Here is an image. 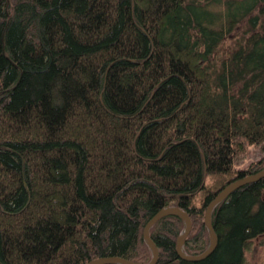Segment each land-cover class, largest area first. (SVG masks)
I'll list each match as a JSON object with an SVG mask.
<instances>
[{
  "label": "trees",
  "instance_id": "16d2710c",
  "mask_svg": "<svg viewBox=\"0 0 264 264\" xmlns=\"http://www.w3.org/2000/svg\"><path fill=\"white\" fill-rule=\"evenodd\" d=\"M263 170L264 0H0V264H147L168 206L199 256L210 202ZM212 223L191 263L161 219L157 264H251L264 178Z\"/></svg>",
  "mask_w": 264,
  "mask_h": 264
},
{
  "label": "water",
  "instance_id": "95a60500",
  "mask_svg": "<svg viewBox=\"0 0 264 264\" xmlns=\"http://www.w3.org/2000/svg\"><path fill=\"white\" fill-rule=\"evenodd\" d=\"M264 178V170L260 173L252 176H248L245 178H242L240 180L235 181L234 183L230 184L228 187H226L223 191H221L218 195H216V198L212 200L207 208L206 215H205V224L207 226L209 236H210V242L208 245L207 250L199 255V256H190L189 254L185 252V244L188 236L190 235L192 231V221L183 210H181L179 207L176 206H168L163 208L161 211H159L144 227V240L146 244L148 245L149 249L152 252V259L147 264H157L160 258L159 249L156 245V243L151 238V230L152 228L163 218L168 216H175L180 218L183 221L184 229L180 236H178L177 240V253L179 255V258L186 262L196 263L205 260L208 258L213 252L217 249L219 245V237L213 227L212 223V217L214 210L224 201H226L229 196L236 191L237 189L250 184L254 182H258ZM87 264H138L135 262H132L124 257H106V258H99L96 260L90 261Z\"/></svg>",
  "mask_w": 264,
  "mask_h": 264
},
{
  "label": "rangeland",
  "instance_id": "374dc122",
  "mask_svg": "<svg viewBox=\"0 0 264 264\" xmlns=\"http://www.w3.org/2000/svg\"><path fill=\"white\" fill-rule=\"evenodd\" d=\"M232 40H227L224 48L222 49L223 52L221 54H226L229 46L232 45ZM263 155V152L260 148L257 147H251L249 149L248 154L246 157L238 163L239 169L248 168V166L252 163L257 161L261 156ZM251 264H260L262 260L264 259V246L259 247L254 253L247 255Z\"/></svg>",
  "mask_w": 264,
  "mask_h": 264
}]
</instances>
